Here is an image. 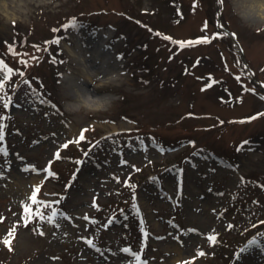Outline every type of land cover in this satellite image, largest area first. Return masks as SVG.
Here are the masks:
<instances>
[{
    "label": "rangeland",
    "instance_id": "obj_1",
    "mask_svg": "<svg viewBox=\"0 0 264 264\" xmlns=\"http://www.w3.org/2000/svg\"><path fill=\"white\" fill-rule=\"evenodd\" d=\"M3 1L0 264H264V20L235 0ZM99 43L121 73L86 109L63 79Z\"/></svg>",
    "mask_w": 264,
    "mask_h": 264
},
{
    "label": "bare ground",
    "instance_id": "obj_2",
    "mask_svg": "<svg viewBox=\"0 0 264 264\" xmlns=\"http://www.w3.org/2000/svg\"><path fill=\"white\" fill-rule=\"evenodd\" d=\"M235 7L241 8L243 15L251 20H264V0H235ZM7 4L0 0V10H5ZM105 47L94 46L97 58L82 60V55L70 51V75L63 79L68 95L83 108H90L101 102L108 101V97L99 96L106 86L120 75V66L107 54ZM79 51V50H76ZM92 61V64L88 62Z\"/></svg>",
    "mask_w": 264,
    "mask_h": 264
},
{
    "label": "snow or ice",
    "instance_id": "obj_3",
    "mask_svg": "<svg viewBox=\"0 0 264 264\" xmlns=\"http://www.w3.org/2000/svg\"><path fill=\"white\" fill-rule=\"evenodd\" d=\"M195 2H196V0H193V3H195ZM219 3H220V0H217V4H219ZM75 20H76V17H70V18L68 19V22L65 23L62 27H64V28H69L70 26L74 27V26H75ZM213 35H218V33H213ZM232 35L235 36V33H233ZM169 39H171V38L169 37ZM196 39H197V40H201V41H207L208 38L205 37V36H199V37H196ZM179 43H181V44H185V43H187V41H179ZM117 55L119 56V54H117ZM3 83H4V81H3V80H0V85H2ZM204 87H206V85H205ZM186 115H191V113H186ZM254 115H260V113H255ZM252 118H253V116H248V117H243L242 119H248V120H251ZM220 123H223V121H220ZM85 127H87V125H86ZM79 131H80L81 133H83L84 129L81 128ZM66 143H67V141H65V144H66ZM95 143H96V141H93L92 144H89V145H88V147L91 148V147L93 146V144H95ZM189 143H192V141H189ZM59 154H60V150H59V148L55 149L53 155L56 156V157H58ZM120 162H121V163H127V161H125V160H121ZM50 163H51V160L48 161V164H50ZM77 163H80V161L78 160ZM48 164L45 165V170H47V168H48ZM23 167H24V170H25V171H27L29 168H32L33 170H35V166H34V165H25V166H23ZM132 168L135 170V169H136V165L133 164V165H132ZM43 174H44V173L41 172V175H43ZM3 175H4V173H3V172H0V176H3ZM51 175L55 176L56 173L53 172V173H51ZM75 176H76V173H73V178H75ZM116 179L119 180L120 177L117 176ZM124 183H125V184H128L129 181H128L127 179H125V180H124ZM67 186H68V185L66 184L65 187H67ZM132 186L135 187V185H132ZM38 188H39V185L34 184V185H33V190H32V192L30 193V196H29V199H30V200H33L34 202H35V197H36V190H37ZM133 198H135V195L133 196ZM93 203L95 204V198H93ZM23 208H24V214L27 215V214H29V213L31 212V209L29 208V206H28L27 204H24V205H23ZM61 215H64V213H61ZM28 218L30 219L31 216L28 215ZM24 222L27 223V220H25ZM57 227H59V225H57ZM145 234H146V230H145ZM10 239H11V237H7V238H5V239L3 240V243H4L5 245H9V240H10ZM80 239H81V240H84L85 237L82 236V237H80ZM87 243H88L89 245H91V240L88 239V240H87ZM138 264H144V262H143V261H138ZM178 264H180V262H178Z\"/></svg>",
    "mask_w": 264,
    "mask_h": 264
}]
</instances>
